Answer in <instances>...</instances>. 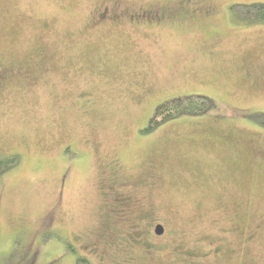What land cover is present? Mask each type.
<instances>
[{
  "label": "rangeland",
  "instance_id": "obj_1",
  "mask_svg": "<svg viewBox=\"0 0 264 264\" xmlns=\"http://www.w3.org/2000/svg\"><path fill=\"white\" fill-rule=\"evenodd\" d=\"M257 1L0 0V264H264V24L228 11Z\"/></svg>",
  "mask_w": 264,
  "mask_h": 264
},
{
  "label": "trees",
  "instance_id": "obj_2",
  "mask_svg": "<svg viewBox=\"0 0 264 264\" xmlns=\"http://www.w3.org/2000/svg\"><path fill=\"white\" fill-rule=\"evenodd\" d=\"M230 11V21L234 25H254L264 24V2H235L228 6ZM215 107V102L207 95L198 93L174 95L162 100L153 109L146 127L142 132L149 133L151 130L161 126L162 123L173 120L184 115H202L211 111ZM261 116L264 117V114ZM264 123V122H263ZM19 156L10 154L7 157L0 158V173L7 171L16 165ZM77 264H91L83 257L76 258Z\"/></svg>",
  "mask_w": 264,
  "mask_h": 264
},
{
  "label": "flooded vegetation",
  "instance_id": "obj_3",
  "mask_svg": "<svg viewBox=\"0 0 264 264\" xmlns=\"http://www.w3.org/2000/svg\"><path fill=\"white\" fill-rule=\"evenodd\" d=\"M159 9V7L157 6V10ZM151 12H150V10L149 9H146V7H143V8H141V10H140V12H139V15H140V17H139V19L140 20H144V22H147V20L146 19H148V17H152V16H150L151 14H150ZM160 13V12H159ZM157 224H160V225H162L161 223H155V227H154V233L155 234H161V233H163V231L161 232V233H157V232H155V228H156V226H157ZM162 227H163V225H162ZM81 237V243H82V245H83V247L84 248H87V247H90V246H93L94 245V243L92 244H90V242H89V244H87V242H86V240H84L83 238H82V236H80ZM84 258V257H83ZM85 259V258H84ZM76 260V259H75ZM85 260H87V259H85ZM89 262V261H88Z\"/></svg>",
  "mask_w": 264,
  "mask_h": 264
},
{
  "label": "water",
  "instance_id": "obj_4",
  "mask_svg": "<svg viewBox=\"0 0 264 264\" xmlns=\"http://www.w3.org/2000/svg\"><path fill=\"white\" fill-rule=\"evenodd\" d=\"M162 231H163V227H162V225L157 224V226H156V228H155V232H157V233H161Z\"/></svg>",
  "mask_w": 264,
  "mask_h": 264
}]
</instances>
